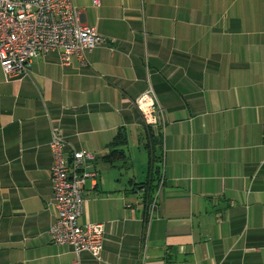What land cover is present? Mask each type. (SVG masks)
<instances>
[{
  "label": "crops",
  "instance_id": "1",
  "mask_svg": "<svg viewBox=\"0 0 264 264\" xmlns=\"http://www.w3.org/2000/svg\"><path fill=\"white\" fill-rule=\"evenodd\" d=\"M73 1L106 40L84 65L38 56L16 81L0 68V264L93 262L49 238L53 127L64 155L95 156L78 222L104 226L100 264H264V0ZM148 88L159 131L134 105Z\"/></svg>",
  "mask_w": 264,
  "mask_h": 264
},
{
  "label": "built area",
  "instance_id": "2",
  "mask_svg": "<svg viewBox=\"0 0 264 264\" xmlns=\"http://www.w3.org/2000/svg\"><path fill=\"white\" fill-rule=\"evenodd\" d=\"M98 4V0H93ZM94 27L80 23L73 0H0V68L7 81L23 80L38 56L56 55L61 66L84 65V54L105 43ZM144 124L159 131L164 120L155 106L151 88L134 101ZM65 142L57 127L51 129L49 150L53 156L50 182L54 222L49 228L50 241L68 245L75 256L86 252L92 264H100L104 243L102 224L80 225L85 199L83 188L95 182L98 172L95 156L88 151L64 155ZM156 199L148 206V220L154 218Z\"/></svg>",
  "mask_w": 264,
  "mask_h": 264
},
{
  "label": "trees",
  "instance_id": "3",
  "mask_svg": "<svg viewBox=\"0 0 264 264\" xmlns=\"http://www.w3.org/2000/svg\"><path fill=\"white\" fill-rule=\"evenodd\" d=\"M158 133L156 136L151 135L149 137V154L151 156V166L148 170V177L147 181L140 186V189L144 192V194L150 198L151 193L154 191V183H155V177L159 175V166L155 165V157H158L154 154L155 150L158 145L160 146V136L158 137ZM126 144V137L124 135V132L122 130H119L116 137L114 138L111 147L114 146H123ZM124 152L122 150L113 149L106 157L105 160L109 163H114L115 160H122L124 158ZM153 165V166H152ZM150 194V195H149Z\"/></svg>",
  "mask_w": 264,
  "mask_h": 264
},
{
  "label": "rangeland",
  "instance_id": "4",
  "mask_svg": "<svg viewBox=\"0 0 264 264\" xmlns=\"http://www.w3.org/2000/svg\"><path fill=\"white\" fill-rule=\"evenodd\" d=\"M155 152H157V151H155ZM155 154V153H154Z\"/></svg>",
  "mask_w": 264,
  "mask_h": 264
}]
</instances>
